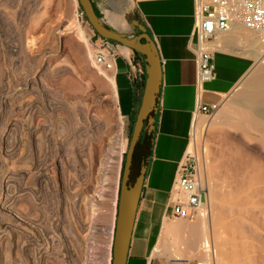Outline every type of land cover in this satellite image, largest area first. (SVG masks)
<instances>
[{"label":"bare ground","instance_id":"obj_1","mask_svg":"<svg viewBox=\"0 0 264 264\" xmlns=\"http://www.w3.org/2000/svg\"><path fill=\"white\" fill-rule=\"evenodd\" d=\"M20 4V0H13L11 3H8V0H0V41L1 39H3L2 42H8L7 36L9 35H7V31L11 26L14 25L16 14L20 13ZM123 4L124 3H122V1L120 0H111V2L109 3L110 9L105 10L104 13V19L106 22L103 20V18L101 19L105 24L116 29L117 31H132L133 25L128 19V15L125 11V8H123ZM43 12L46 11L43 10ZM40 19L38 22H41ZM47 27L49 26L47 25ZM55 28L56 30L59 29L57 27ZM226 32L227 33H225V35L221 34L222 39L218 36L214 43H212L214 41L213 40L212 42L210 41L205 43L204 46L209 50H222L227 52L230 51L243 56H247L256 62V67H254V69L250 71L243 79V81L235 88L234 91H237V93L239 92V100L234 103L227 104L224 109H222L225 113L224 115H232L233 112L234 114H236L235 117H237V119L235 118L236 120L233 121V123H235L234 129H238L239 133L242 132V134L246 137L247 146L252 148L253 150H256L259 153L260 157L264 159V38L240 24H233V26ZM74 33L76 36H73L78 40V42L81 43L79 44L77 40L73 39V36H71L72 40H76V45L78 46L79 44L78 50L80 51V53L79 51L77 52L80 54V56L78 54L77 55L79 56L80 63L88 69L91 66L94 67V69L96 70V73L94 72V74H96L97 77L99 75L100 77L104 78V80L106 81L105 84H107L104 87L107 88L115 103L116 116L118 120V138L115 142L114 148L111 151L112 156L109 159L115 158L116 160L117 158V161H115V163L117 162V171L114 179L118 184L123 156L122 150L124 146V124L122 122L123 118L121 116L120 110L117 106L118 96L114 80L115 67H113L112 69H105L102 66L96 65L94 62V51L90 46L91 43H89V39L85 30L79 26L76 28V31H74ZM44 36H46V34ZM44 36L42 35V37ZM56 36H58V34ZM33 37L34 36H31L24 31L19 32L18 45L20 51L24 52L25 49L27 50V48H29L30 45L34 43L33 41L35 40H32ZM34 38L37 39L40 37ZM41 38L39 39L40 41ZM219 38L221 40L218 41ZM40 41H38V43ZM44 41L46 43V40ZM35 43L37 44V42ZM37 45L36 48L32 45V47L35 48V51H38ZM38 47H40V44ZM31 48L29 49L30 52L33 49ZM41 48H39V51H41ZM45 48L46 47H44V49ZM121 49L122 54H125L128 58L133 54L132 50L128 49L127 47H123ZM32 52H34V49ZM36 62L38 61L36 60ZM63 62L65 63V61ZM77 62L79 61L77 60ZM60 66L58 67L59 69H54L53 71H51V73L48 74H41L40 72L36 74L35 72L36 75L34 74L33 76L31 74H25L16 80L12 79L13 82H9L10 87L8 85V88L5 85L0 86V95L6 88L9 89L8 92L11 94V99H2L3 97H0V107L4 108L5 111H8L9 115L11 114V116L8 115L10 117L8 121L6 120L3 122V120H1L0 122V168L6 167L7 161H9V163L11 161V164H17L23 160H25L26 163L31 162L34 170H36L37 174L40 176H38L40 180V182L38 183H40V185L42 183L44 185L43 187L46 186V191L48 192V194H50V196H52L53 200L51 202L52 205L55 206L54 208L60 209V206L63 205L62 208L64 216L62 217V219L65 222H62L61 217L59 218L57 215L60 211H57L56 209L53 210L52 208V212L50 213H54L55 211H57V214L54 213L53 216L50 217V219L48 217L49 215L47 216V218L44 216L46 218H44L45 220L38 217V206L34 200L35 198L33 199L31 194L32 192H34V190L29 193L26 192L25 188V178L28 176V173L31 170L26 171L20 168H11L6 176H0V218L4 219H0V264H81L83 258L85 260L90 259V261L94 262L92 264H98V262H101L103 259V250L101 249L102 245L100 247H97L98 245H95L90 248V246L88 245L89 238H84V236L83 238H80L81 236L75 237V233H67L68 231H66V226L73 224V218H76V221L78 220V210L80 209L79 207H81L82 209V205L80 204L82 202H80L79 200L80 197L79 194H77L78 192L76 193L72 191V193L70 190L71 186L73 185L70 171L78 167L79 163L84 162V159L82 158V143L84 142V139L83 135L81 134V129H74L70 131L65 127L62 128L60 137H57L55 136L53 128L41 118L42 116H44L46 111L52 109L50 107V103L53 102H50L49 105L47 103V100L48 97H50L49 95H51L50 92L52 91L54 82L64 72L69 71V69L67 70L65 68H60ZM51 68H53V65ZM87 81L89 82V80ZM59 83H61V81L58 82V84ZM97 100L99 99L97 98ZM200 117L201 116L197 117L198 119L196 120L193 127L196 135L198 134L200 126H203L206 123V121ZM222 122L223 121H220L221 124ZM228 122L226 121V123ZM81 123L82 126H80L82 129L88 127V129L91 130L93 128L95 130L97 129L96 131H98V133L103 134L105 122L104 119L100 117V115L98 116L94 112L88 110L83 116ZM253 135L256 136L257 140L259 139V142L256 140V138L255 140L252 139ZM5 145H8L10 147V150H5ZM42 147L45 148V152H43L42 150V152L44 153L43 158L41 157L42 159L39 160V157V159L35 160L38 156V153L41 154L40 150L42 149ZM194 153L195 150L192 144L189 146L187 154L194 155ZM33 160H35V162ZM198 169L200 177L204 181L206 202L194 216V221H190L189 219L165 220L156 254L167 259H190L191 261L195 258H199L198 261H203L206 264H226L232 258L231 254L228 252V250L224 249V244L217 242V240L215 239V226L219 222V217L217 216L218 212L216 211L217 208L215 205V200L217 199L218 194L211 183L204 160L202 161V163L199 162ZM51 170L53 172H56V177L52 176L53 173ZM109 173L110 172H108V174ZM33 174L32 177L34 178ZM106 175L107 173H105V176ZM47 189L50 191V193ZM27 191L30 190L27 189ZM43 199L45 198L43 197ZM21 201L23 202V204L22 206H19V202L21 203ZM24 201H26L25 203H27V205L24 204ZM91 204V206H96V208H93L97 209V207H99L98 209H100L99 211L96 210L97 216L94 217V222L92 223L91 221L92 224L88 225L91 227V230H93V234L90 233L93 236H90V238L93 239V242L91 243L97 244L98 242L99 244V238L103 236V219L105 213L104 210L101 209H105L106 205L104 200L98 202L95 201ZM89 205L84 208V210H86L85 212H88V214H92L89 212L92 211L93 208H91V206ZM108 211L110 210L108 209ZM85 212L84 215H88L85 214ZM110 214L112 213L110 212ZM55 217H57V219ZM83 221L85 222L82 226L86 228L87 225L85 224L87 221ZM110 223H112L113 225V221H110L109 224ZM82 232L84 233V229ZM71 233H73V235L75 234V238ZM23 238L32 243V248L30 250L32 252L29 254L30 256H25V249H28V247L25 248V245L23 249ZM112 238L113 227L110 228L109 241L107 246L108 249L106 250L107 255H105L107 256V264H111ZM89 241H91V239H89Z\"/></svg>","mask_w":264,"mask_h":264},{"label":"rangeland","instance_id":"obj_2","mask_svg":"<svg viewBox=\"0 0 264 264\" xmlns=\"http://www.w3.org/2000/svg\"><path fill=\"white\" fill-rule=\"evenodd\" d=\"M12 1L13 0H8V3H11ZM20 1H21L20 13L16 14L15 16L16 20L14 25L10 27L11 30L9 29L7 31V35H9L7 36L8 42L7 43L5 41L2 42L3 39H1L0 41V44L2 43L0 46V51L2 50L0 52L1 53L0 54V86L5 85L8 88V85L10 87V83L13 82L12 79L16 80L25 74L26 75L31 74L33 76L35 72L36 74L39 72L41 74L51 73V71H53L54 69H59L58 67L60 65H61L60 68H65L67 70L69 69V71H66L67 73L64 72L62 75L58 77L59 79L57 78L56 80L57 82L56 81L54 82L52 86V91L50 92L51 95H49L50 97H48L49 101L47 100L48 104L50 102H53L50 103L51 105L49 104L53 110L51 109L46 111L44 116H42L41 118L53 128L55 132V136L57 137H60L61 130L64 127L70 131L74 129L82 130L80 131L84 139L83 140L84 142L82 143L83 144L82 158L84 159V162L79 163L78 167L70 171L71 172L70 175L72 177V184H73L70 190L71 192L72 191L76 193L78 192L77 194H79L80 197L79 200L80 202H82L80 203L82 205V209L81 207H79L81 210L80 209L78 210V214H79L78 220L76 221V218H73V224H71L73 226L66 224L67 225L66 231H68L67 233L70 232L75 233L76 236L75 234L73 235V233H71L73 237L81 236L80 238H83L84 236V238L91 239V241H89L88 239V245L90 246V248H92L95 245H98L97 247H100L102 245L101 249L103 250V259L101 262L99 261L98 264H107V256L105 255H107L106 250L108 249L107 246H108L109 233L111 227H113V237H114V230H115L116 218H117L118 195H119V183L117 184V182L114 179L117 171V164H116L117 162L115 163V161H117V158L116 160L115 158L109 159L112 156L111 151L114 148L115 142L118 138V120L116 116L115 103L112 99L111 94L108 92L107 88L104 87L107 85L105 84L106 81L104 80L103 77H100L99 75L97 77V75L94 74V72L96 73L94 67L91 66L89 67V69L86 67L87 68L86 69L85 66H83V64L80 63L79 60L80 51L78 49H79V44L81 43L78 42V40L73 36L75 35L74 31H76V28L80 26L85 30L87 37L89 39V43L92 44L90 39L93 37L95 31L93 27L90 25V23L86 21L85 14L78 0H51V1L47 0V2L46 0H20ZM120 1L124 3L123 8H125V11L127 12L129 21L132 22V20L135 18L134 16H132V13L130 14V12H132L131 0H120ZM110 2L111 0H93V5L96 11L99 13V15L103 18L104 21H105L104 13L105 10L110 9L109 8ZM43 10H45L46 12H43ZM40 15L42 18L40 17ZM130 16L132 17L131 18L132 20H130ZM39 19L41 22H38ZM55 23L59 25H56ZM47 25L49 27H47ZM55 27L59 28L57 29L58 31L56 30ZM135 29L136 31H138L136 26ZM19 30L24 31L25 33H28L31 36L40 37V38L42 37V35L44 36L46 34V36H44L45 39L44 37H42L41 41L39 40L40 38L35 39L33 37L32 40H35L33 42L34 43L37 42L38 45L36 43L35 44L33 43L30 45L29 48H27V50L30 52L29 49L32 47V45L35 48L37 45L38 51L39 48L41 47L43 48V50L42 48L40 49L42 52L35 51L34 47H32L34 49V52H32L33 51L32 48L30 53L26 49L24 52L20 51L18 45L19 44L18 38L20 32ZM57 34L58 36H56ZM71 36H73V39L77 40V42L79 43V44L77 43L78 46L76 45L75 42L76 40H72ZM44 40H46V43ZM38 41L40 42L38 43ZM73 42L75 43V45ZM39 44L40 47H38ZM91 44L90 46L93 49L92 46L93 44L92 45ZM43 46L46 48L44 49ZM77 51H79V53ZM36 60L38 62H36ZM77 60L79 62H77ZM63 61H65V63ZM117 61H118V70L120 73L119 81L121 82L120 101H121V108L123 110L122 113L124 115V118L122 117L123 118L122 122L124 124L123 125L124 146L122 150V154H123L122 163H123L125 154L127 152V148L129 146L133 128L136 122L138 110L141 103L142 93H141V97L139 98L140 100L138 99L139 100L138 105L135 107L133 112L128 114L127 113L128 110L125 108V105L127 104V101L130 99V91L128 88H124V85H122V81H124L122 74L123 71L126 70V67L122 63L121 58H118ZM52 65L53 68H51ZM254 67H256L255 61L250 71H252ZM61 77L62 78L64 77L66 81L64 80V78L62 79ZM58 80L61 81L62 85L61 83L58 84V82H60ZM87 80H89V82ZM7 88L0 95L1 98L3 97L2 99H11V94L8 92L9 89ZM238 93L237 91L233 90L229 95L225 96L220 101H218L215 104L216 107L210 116L201 115L200 118L204 119L206 123L203 126H200L197 135L195 134L193 129L191 136L189 138V143L190 145L193 144L195 150L194 155L198 158V161L202 163V161L204 160L206 169L209 173L211 183L218 194V197L215 200V205L217 208L216 211L218 212L216 213L217 216L219 217V222L215 226V234H216L215 239L217 240V242L224 244L223 245L224 249L228 250V252L231 254L232 258L227 263L228 264H264V159L260 157L259 153L256 150H253L252 148L247 146L246 137L242 134V132L239 133L238 129H234L235 123H233V121L237 119V117H235L236 114H234L233 112V114L231 113L232 115L226 114L227 115L226 116L224 115L225 113L223 112V109L227 104H231L239 100L240 96L238 95ZM97 98L99 100H97ZM88 110L94 112L98 116L100 115V117L104 119L105 126L103 130V134L98 133V131H96L97 129L95 130L92 128L90 130L88 129V127L83 129L81 128L82 118ZM8 115L9 112L5 111L4 108L0 107V122L1 120H3V122L6 120L8 121L10 118L9 116H11V114L9 116ZM220 121H223L224 123L222 122L221 124ZM226 121L227 122L230 121V122L226 123ZM254 136L255 135L252 136L253 137L252 139L255 140L256 136L255 137ZM257 141L259 142V139ZM7 146L8 145H5V150H10L11 144L10 147L8 146L9 148ZM148 146H150V143L148 144ZM148 146H145V149ZM44 149L45 148L42 147V149L40 150L41 154L38 153V156L35 160L39 159V157H40L39 160L43 158L44 156L43 152H45ZM148 151L149 148L145 150V156H147ZM35 160L33 161L35 162ZM24 162L25 160L20 161L17 164L16 163L11 164L12 163L11 161L10 163L9 161H7L6 167L0 168V176L3 177L6 176L11 168H17V169L20 168L26 171L31 170L30 172L28 171L29 172L28 176L29 175L30 176L29 177L27 176L25 178L26 179L25 188H26V192L29 193H31L32 190H34V192H32L31 194L33 199L35 198L34 200L38 206L37 207L38 217L43 218V220H45L49 215L48 217L50 219V217H52L54 213L57 214L56 212L60 211L57 215L59 218L61 217V221L64 222V220L62 219V217L64 216L63 208H62L63 205L60 206V209L54 208L55 206H53L51 202L53 198L46 191L45 188L46 186L43 187L44 185L42 183L41 185L40 183H38L40 182L39 180L40 176L37 174L36 170H34V167L32 166L31 162L30 163H26V162L24 163ZM121 169H122V164H121ZM121 169H120V174H121ZM108 172L110 173L108 174ZM52 173H53L52 176L56 177V172L52 171ZM105 173H107L106 176ZM32 174L34 178L32 177ZM165 182L167 184L166 185L167 187L169 185L168 184L169 181L165 180ZM27 189L30 191H27ZM36 191H38L40 194ZM33 194L34 195L37 194V195L34 196ZM43 197L45 199H43ZM106 199H108L110 202ZM103 200L106 205L105 207L106 210L101 209L104 210L105 212L103 219V236L99 238L100 243L98 244L97 242V244H95V243H91L93 242V239L90 238V236H92L93 230H91V227L88 225L94 222L95 220L94 217L97 216L96 210L99 211L100 209H98L99 207L95 209L96 206H91L92 205L91 203L95 201L98 202ZM25 202L26 201H24V204L27 205V203ZM22 204H23L22 201L21 203L19 202V206H22ZM85 205L86 207L88 205L91 206V208L95 207L92 209V211L89 212L92 214H88V212H85L86 211L84 210V208H86ZM166 207L167 204H164L162 209L166 210L167 209ZM51 208L53 210L56 209L57 211H55L54 213H50L52 212ZM108 209L110 211H108ZM84 212L85 214L88 215H84ZM110 212L113 215L110 214ZM110 215L112 218L110 217ZM55 218L57 219V217ZM0 219L2 220L3 218ZM83 220H86L88 222V223L86 222L85 224L87 225L86 228L88 227L87 229L82 226L83 223L85 222ZM108 220L109 222L113 221L114 226L112 225V223H110L112 225L111 226ZM189 220L194 221L195 219L193 218ZM68 228L70 229V231ZM83 229H84V233L82 232ZM22 240H24L22 241L23 249L25 245H26L25 248L28 247V249H25L26 251L25 256L26 255L28 256L32 252L30 251L32 248L31 247L32 243H30V241L24 238ZM112 248H113V238L111 245V264L113 257ZM198 259L199 258H195L191 261L190 259H185V260L170 259L168 260V262L170 264H195ZM84 263L92 264L94 262L90 261V259L85 260L83 258L81 264Z\"/></svg>","mask_w":264,"mask_h":264},{"label":"crops","instance_id":"obj_3","mask_svg":"<svg viewBox=\"0 0 264 264\" xmlns=\"http://www.w3.org/2000/svg\"><path fill=\"white\" fill-rule=\"evenodd\" d=\"M131 7L130 14L146 26L157 45L162 62V93L156 115L154 142L150 144L147 154L149 164L127 264H170V259L157 255L156 251L165 220H176L170 218V195L178 164L188 152L194 124L197 117L203 115L202 107L215 105L235 90L253 67L254 60L234 52L206 48L211 53L215 78L201 81L194 33L195 0H131ZM122 33L131 39L138 35L135 29ZM225 33L217 34L210 41L214 40V43L218 36L222 39ZM94 36L99 35L94 32ZM115 45L117 57L114 80L119 110L124 118L117 59L121 58L126 67L122 74V85L130 91V99L125 105L128 114L138 104L143 82L136 85L131 83L128 78V57L122 54L121 49L125 46ZM132 53L129 58L139 60L140 55ZM165 180L169 181V187H166ZM164 204H167L166 210L162 209Z\"/></svg>","mask_w":264,"mask_h":264},{"label":"water","instance_id":"obj_4","mask_svg":"<svg viewBox=\"0 0 264 264\" xmlns=\"http://www.w3.org/2000/svg\"><path fill=\"white\" fill-rule=\"evenodd\" d=\"M78 1L95 32L102 38L138 53L144 71L141 103L125 154L123 173L119 178L121 183L112 248V264H127L149 164V159L145 156V146L148 141L151 145L154 142L156 115L162 93V62L155 41L147 32L146 26L139 20L135 18L131 22L132 30L135 26L138 29V35L131 39L127 34L105 24L99 17L92 0ZM127 60L131 62L133 58H127Z\"/></svg>","mask_w":264,"mask_h":264},{"label":"built area","instance_id":"obj_5","mask_svg":"<svg viewBox=\"0 0 264 264\" xmlns=\"http://www.w3.org/2000/svg\"><path fill=\"white\" fill-rule=\"evenodd\" d=\"M83 15V14H82ZM233 24L247 27L264 38V0H195L194 33L197 38L198 63L201 81L215 78L211 53L205 43L219 33L228 31ZM92 37L94 62L105 69L115 67L116 45L101 36ZM129 62L128 78L133 85L143 82L142 62ZM216 105L204 106L201 113L210 116ZM199 161L195 155L186 154L178 164L176 177L171 191L170 218L193 219L206 202L204 181L198 169ZM195 264H206L196 261Z\"/></svg>","mask_w":264,"mask_h":264},{"label":"trees","instance_id":"obj_6","mask_svg":"<svg viewBox=\"0 0 264 264\" xmlns=\"http://www.w3.org/2000/svg\"><path fill=\"white\" fill-rule=\"evenodd\" d=\"M85 19H86V16H85ZM86 21H88L87 19H86ZM113 43H115V44H117L116 42H113ZM137 55H138V53H136ZM143 86H144V83L142 84V88H143ZM141 93H142V89H141ZM141 97V96H140ZM140 100V99H139ZM139 100H138V103H139ZM138 105V104H137ZM131 132V131H130ZM148 144H149V142H147V144H146V146H148ZM147 148H149V146L147 147ZM146 148V149H147ZM145 149V150H146ZM124 163H125V158H124V160H123V163H122V169H121V175H122V173H123V168H124ZM120 183H121V179H120V181H119V191H120ZM119 196V195H118Z\"/></svg>","mask_w":264,"mask_h":264}]
</instances>
